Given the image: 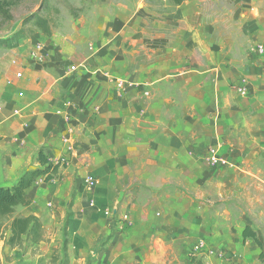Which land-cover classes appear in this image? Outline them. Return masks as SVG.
Segmentation results:
<instances>
[{"label":"crops","instance_id":"1","mask_svg":"<svg viewBox=\"0 0 264 264\" xmlns=\"http://www.w3.org/2000/svg\"><path fill=\"white\" fill-rule=\"evenodd\" d=\"M214 2L140 0L113 28L140 40L149 60L132 66L77 51L85 68L69 73L58 60L41 69L9 57L24 39L0 50V186L36 167L40 148L65 163L58 180L37 178L21 207L47 197L58 214H15L36 216L42 228L45 218H66V255L56 264H193L189 254L204 264H259V247L242 231L249 226L262 243L260 227L242 205L243 216H229L227 200L264 203V0H219V20ZM44 37L54 59L64 58ZM196 53L212 61L197 67ZM118 79L133 86L118 90ZM216 146L231 166L207 164ZM84 173L93 188L79 187ZM257 202L252 214L264 209ZM7 238L1 255L11 250Z\"/></svg>","mask_w":264,"mask_h":264},{"label":"rangeland","instance_id":"2","mask_svg":"<svg viewBox=\"0 0 264 264\" xmlns=\"http://www.w3.org/2000/svg\"><path fill=\"white\" fill-rule=\"evenodd\" d=\"M10 5V11L12 14V19L8 21L0 20V39H12L13 41L17 40L16 34L19 30L24 29L25 35L23 38H20L17 42L22 41L20 46V52L13 50V52L8 51V49L0 46V50H7L6 53L9 57L13 56L19 60H25L26 65L29 67H40L45 69L48 67L50 61H60L65 64V69L71 64H80L82 60L78 57L77 51L81 54L84 51L95 55L99 54L100 63H106L108 57H117L118 61L124 62L125 64L129 63L130 66L135 65L138 62L143 60H149L147 55L143 53L142 47L139 44L140 40L138 38L125 37L123 33H116L113 36V28L118 27L122 28V20L126 13L130 15L131 12L135 9L136 4L139 10L141 5H139L140 0H8ZM215 4L210 7V10L214 11L213 15L219 20L220 19V6L219 0H214ZM133 5V9H130L128 5ZM165 5V4H164ZM160 8H163V4L159 5ZM168 6L165 5L164 9H167ZM32 14L37 17L43 18L49 29L51 38L50 42L53 40V43H57L62 49V55H65L62 59H54V51L52 47L48 44L46 36L38 27L33 23V20H29L24 23L23 20L26 17L31 16ZM217 26L219 24L215 22ZM120 31V30H119ZM30 32V33H29ZM20 36V35H19ZM18 36V37H19ZM129 36V34H128ZM27 39V40H25ZM116 39V43L113 41ZM30 40V41H28ZM43 40V41H42ZM42 41L45 45L44 57L41 62L33 61L31 57V51L35 42ZM49 41V40H48ZM36 42V43H37ZM32 43V44H31ZM124 46V47H123ZM13 47V48H15ZM31 47V48H30ZM23 48V50H22ZM26 48V52L24 50ZM115 49H117L114 54ZM29 51V52H28ZM129 52V53H126ZM4 58L8 60V56ZM1 56V55H0ZM12 56V57H13ZM217 55H215L216 57ZM153 57H156L153 55ZM211 55L196 53L189 55V58L193 60L197 67H203L205 64H209L212 60H209ZM44 65V66H43ZM78 74H74L77 77ZM57 77L56 74L51 76ZM38 82V80L36 81ZM116 86V82H115ZM133 84H125L123 89L132 87ZM217 147V146H216ZM210 149V148H209ZM208 149V150H209ZM207 150V153H208ZM219 150V149H218ZM221 154V152L219 151ZM223 155V154H221ZM224 156V155H223ZM207 157V155H206ZM207 162V159H206ZM207 164L211 166L208 162ZM61 167V166H60ZM216 167V166H212ZM32 168V167H30ZM29 168V169H30ZM84 173V177L79 180V187L82 189L86 188L82 185L83 179L88 176ZM43 182L44 181V176ZM58 176L54 178L57 179ZM183 178V177H181ZM53 182V181H50ZM183 184L187 185L186 182ZM81 190V189H80ZM244 196L238 202L227 200V206L230 209L229 216H243L239 212V206H243L245 212L244 216L248 220L255 221L260 227L261 239L264 241V209L258 213L252 214L250 209L251 205L257 202L256 199H251L252 197ZM258 199V198H257ZM182 200V199H181ZM231 201V202H230ZM263 203V199H259L258 202ZM51 204H48V203ZM257 202V204H258ZM205 205L204 201H201ZM60 204L57 201H51L45 197L42 201L37 202L32 208H21L18 206L15 208V214H21L23 212H28L29 209H44L50 210L51 213L57 215L56 206ZM264 205V203H263ZM70 207L67 206L66 211L67 215L69 214ZM262 209V208H261ZM244 218V217H243ZM244 218V220H245ZM45 224L43 230L42 240L39 243H32L29 240L28 236L23 238L22 244L19 247H10L11 250L7 251L6 254H0V264H56L59 259H65L66 255V218L59 219L50 223V220L47 218L44 219ZM9 223L10 218H1L0 219V242L3 243L6 236H9ZM260 252L262 253L259 259V264H264V242L261 243L259 247ZM259 252V253H260ZM191 260L193 264H204L203 260L197 259L195 256H192ZM196 258V259H195ZM46 262V263H45Z\"/></svg>","mask_w":264,"mask_h":264},{"label":"trees","instance_id":"3","mask_svg":"<svg viewBox=\"0 0 264 264\" xmlns=\"http://www.w3.org/2000/svg\"><path fill=\"white\" fill-rule=\"evenodd\" d=\"M173 1L176 4H180L182 2V0ZM10 5L11 4L8 0H0L1 21H8L12 19ZM31 19L33 20L34 25L45 35H50L48 25L41 17H37L32 14L31 16L24 18L23 22L26 23ZM24 31V29H21L17 32L15 36L17 37V40L15 41L12 39H0V46L5 48L15 47L18 40L27 35ZM35 162L37 166L25 170L12 186H0V219L10 218V234L7 238V244L10 247L21 246L25 236H28L30 242L32 243H39L42 240L43 230L41 221L34 215L15 216L14 211L17 206L24 207L31 203V198L27 196L26 189L29 188L37 180V178L44 176V181L49 182L58 176L59 167L65 165V163L61 161L50 162L42 148L37 151ZM242 237L243 240L247 237H251L257 246L261 247V242L257 238L256 233L247 225L242 231ZM261 254L262 253L260 252L259 257Z\"/></svg>","mask_w":264,"mask_h":264},{"label":"built area","instance_id":"4","mask_svg":"<svg viewBox=\"0 0 264 264\" xmlns=\"http://www.w3.org/2000/svg\"><path fill=\"white\" fill-rule=\"evenodd\" d=\"M44 49H45V45L42 43V42H37L33 45V48H32V51H31V57H32V60L35 62H41L43 60V57H44ZM81 68H85V64L84 62L83 63H80V64H71L67 67V72L69 73H75L77 71H79ZM107 74V73H105ZM15 77L16 78H21L22 77V73L21 72H16L15 73ZM125 83L124 80H121V79H118L116 81V86L119 88V89H123L125 87ZM245 88L241 87L239 89V91L241 93H244L245 92ZM19 96H22L23 93L22 92H19L18 93ZM207 162L211 165V166H231L232 163L223 155H221L219 153V150L217 147H214V148H210L208 150V153H207ZM82 185L84 187H86L87 189H91L94 187L95 185V181L94 179L91 177V176H86L83 181H82Z\"/></svg>","mask_w":264,"mask_h":264}]
</instances>
